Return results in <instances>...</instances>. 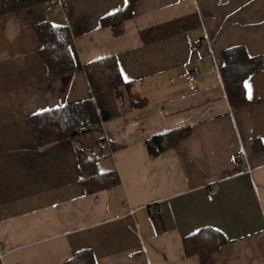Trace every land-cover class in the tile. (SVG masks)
I'll list each match as a JSON object with an SVG mask.
<instances>
[{
  "label": "crops",
  "instance_id": "1",
  "mask_svg": "<svg viewBox=\"0 0 264 264\" xmlns=\"http://www.w3.org/2000/svg\"><path fill=\"white\" fill-rule=\"evenodd\" d=\"M125 3L54 0L0 15V264H64L83 248L97 264H201L183 238L203 227L227 240L213 264H264V0H139L115 35L100 19ZM43 20L70 28L75 70L49 74L34 31ZM238 46L263 67L246 79L252 103L233 109L220 67ZM108 55L144 107L125 87L93 94L83 66ZM91 97L99 132L78 141L104 135L118 147L98 160L115 185L86 193L76 141L38 146L29 117ZM185 126L190 135L150 156L148 139Z\"/></svg>",
  "mask_w": 264,
  "mask_h": 264
},
{
  "label": "trees",
  "instance_id": "2",
  "mask_svg": "<svg viewBox=\"0 0 264 264\" xmlns=\"http://www.w3.org/2000/svg\"><path fill=\"white\" fill-rule=\"evenodd\" d=\"M51 1L54 0H0V15ZM138 1L126 0L123 8L102 16L100 24L110 26L115 35L121 34L124 22L133 16ZM34 31L41 44L39 53L51 76L63 75L76 69L78 62L72 50L73 35L67 25H54L49 20H43L34 25ZM223 59L224 63L220 69L231 107L241 109L249 106L252 100L247 95L245 81L251 74L262 69V59L250 56L243 46L226 49L223 52ZM83 69L94 95L107 90L118 91L125 87L134 109L146 105V98L131 92L130 83L125 80L115 55L90 61L84 64ZM29 124L40 147L66 139L76 141L75 151L81 168L79 183L86 193L108 189L115 185L116 173L100 171L98 160L110 155L118 146L111 144L104 135L97 138L94 147H87L78 141L83 135L97 131L94 130L95 127L101 125L98 107L93 97L32 114L29 117ZM191 132L192 127L185 126L151 137L146 142L150 156H158ZM103 142H108V147L102 148ZM226 242L224 234L212 227H203L183 238L186 255H198L201 264H213L216 254ZM64 264H97V262L93 249L83 248L75 251Z\"/></svg>",
  "mask_w": 264,
  "mask_h": 264
},
{
  "label": "built area",
  "instance_id": "3",
  "mask_svg": "<svg viewBox=\"0 0 264 264\" xmlns=\"http://www.w3.org/2000/svg\"><path fill=\"white\" fill-rule=\"evenodd\" d=\"M51 9L53 10V12H57V11H59V9H58L57 7H53V6H52ZM197 46H198V44H193L192 49H196ZM194 78H195V72H194V71L190 72V73L187 75V79H189V80H194ZM101 147H102V148H106V147H108V142H103L102 145H101ZM235 158H236V161H237L238 163H242V162H244V161H247V155H246V153H245L244 150H242V151L236 153ZM212 192H213V193H216V189H213ZM158 213H159V212H158V210H157L156 208H151V209H150V214H151V216L156 217V216L158 215ZM5 255H6V253L4 252L3 246H2V244L0 243V260H3L4 257H5Z\"/></svg>",
  "mask_w": 264,
  "mask_h": 264
},
{
  "label": "snow or ice",
  "instance_id": "4",
  "mask_svg": "<svg viewBox=\"0 0 264 264\" xmlns=\"http://www.w3.org/2000/svg\"><path fill=\"white\" fill-rule=\"evenodd\" d=\"M245 87L249 89V98H251V88L247 81H245Z\"/></svg>",
  "mask_w": 264,
  "mask_h": 264
},
{
  "label": "rangeland",
  "instance_id": "5",
  "mask_svg": "<svg viewBox=\"0 0 264 264\" xmlns=\"http://www.w3.org/2000/svg\"><path fill=\"white\" fill-rule=\"evenodd\" d=\"M86 135H89V134H86ZM82 137H85V135H83Z\"/></svg>",
  "mask_w": 264,
  "mask_h": 264
}]
</instances>
